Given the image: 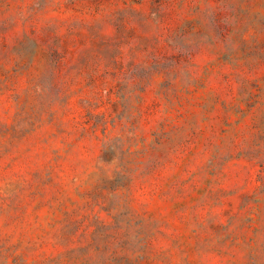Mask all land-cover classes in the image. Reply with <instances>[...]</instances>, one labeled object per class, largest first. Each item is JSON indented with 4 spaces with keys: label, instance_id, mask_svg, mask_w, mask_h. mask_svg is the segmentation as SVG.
<instances>
[{
    "label": "rangeland",
    "instance_id": "obj_1",
    "mask_svg": "<svg viewBox=\"0 0 264 264\" xmlns=\"http://www.w3.org/2000/svg\"><path fill=\"white\" fill-rule=\"evenodd\" d=\"M0 264H264V0H0Z\"/></svg>",
    "mask_w": 264,
    "mask_h": 264
}]
</instances>
